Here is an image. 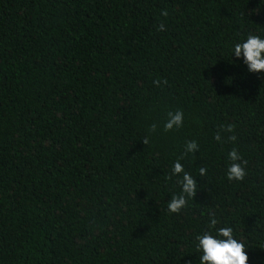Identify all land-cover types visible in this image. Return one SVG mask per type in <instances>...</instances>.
<instances>
[{"label": "trees", "instance_id": "obj_1", "mask_svg": "<svg viewBox=\"0 0 264 264\" xmlns=\"http://www.w3.org/2000/svg\"><path fill=\"white\" fill-rule=\"evenodd\" d=\"M249 34L264 0H0V264H200L213 214L264 264V72L232 52ZM191 140L197 194L172 213Z\"/></svg>", "mask_w": 264, "mask_h": 264}, {"label": "clouds", "instance_id": "obj_2", "mask_svg": "<svg viewBox=\"0 0 264 264\" xmlns=\"http://www.w3.org/2000/svg\"><path fill=\"white\" fill-rule=\"evenodd\" d=\"M162 15L167 17L168 12L164 10L162 11ZM165 30V24L161 23L157 26V31ZM232 52L233 56L243 58L249 72H264V38H261L259 35L249 34L244 42L235 43ZM153 83L156 86H160L161 80H155ZM162 83L167 85L168 81L163 80ZM183 119L184 114L182 111L168 112L167 120L164 123V131L169 132L173 129L181 128L183 126ZM235 128V124L222 125L215 135L216 141L220 143L231 141L234 143L237 140V136L231 133H234ZM156 130L157 125L154 123L151 125L149 132L154 133ZM221 132L228 135L222 137ZM149 142V138L146 136L143 139V143L148 145ZM198 150L199 145L195 140L188 141L185 145L183 156L176 160L171 174L167 176L168 179H171L172 176H180L182 174V178L179 180L182 192L179 195H172L171 200L167 204L168 210L172 213H179L182 209L186 208L188 199L194 198L197 194V180L184 170V165L181 163V160L188 153L195 154ZM228 159L231 163L228 167L227 179L229 181H243L246 176L244 166L247 165V161L242 159L237 148H233L228 153ZM206 174L207 169L201 166L199 168V175L206 176ZM217 224L218 220L213 214L210 217L208 230L196 237L198 241L197 251L202 252V255H200V264H248L249 256L245 244L234 238L233 228H216ZM213 229H215V234L212 232Z\"/></svg>", "mask_w": 264, "mask_h": 264}]
</instances>
